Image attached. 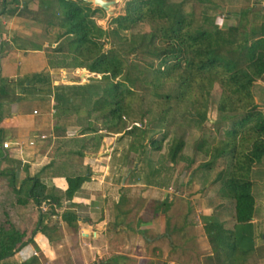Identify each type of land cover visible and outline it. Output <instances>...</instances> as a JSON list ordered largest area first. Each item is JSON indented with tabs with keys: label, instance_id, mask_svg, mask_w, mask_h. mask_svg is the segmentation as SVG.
Wrapping results in <instances>:
<instances>
[{
	"label": "trees",
	"instance_id": "16d2710c",
	"mask_svg": "<svg viewBox=\"0 0 264 264\" xmlns=\"http://www.w3.org/2000/svg\"><path fill=\"white\" fill-rule=\"evenodd\" d=\"M4 1L1 0L2 10ZM88 1L91 0L43 3V8L49 5L51 9L46 26L54 30L55 47L46 58L47 69L25 74L15 81L0 76V123L11 114L15 102L51 100L56 117L51 134L58 139L69 127L59 125L58 119L70 111L79 114L82 110L88 122L96 116L106 134H120L121 139L140 138L138 147L130 143L127 147L137 161L143 156V166L136 167L130 178L134 183L149 185L150 179L160 173L163 160L170 165L184 161V141L176 136L169 140L165 157L155 161L150 157L151 151H161L168 133L179 125L176 121L180 106L184 105L185 114L193 119L196 127H202L216 89L217 117L211 125L218 128L223 123L226 129H222V137L215 143L212 139L211 144L205 139L196 142L193 153L201 155L204 161L192 170L190 182L199 191L214 188L216 198L223 200L216 211L232 209L229 228L213 223L214 217L212 226L204 227L211 249L207 260L210 264H246L254 251V239L263 238L251 223L254 200L249 179L254 165L264 156V113L252 96L254 83L264 76V22L250 28L247 17L249 13L259 14L258 11L255 7H242L236 12L235 26L220 28L212 22L211 12L219 5L214 0H126L122 14L110 17L108 27L103 30L96 20L104 17V11L91 7ZM10 41L19 51H26L27 47L40 50L38 45L18 37L17 42L15 38ZM75 69H87L103 81L51 85L54 71ZM145 83L150 84V90ZM93 132L89 123L77 131L80 135ZM156 134L158 139H154ZM2 142L0 128V161H11ZM76 148L80 150L82 146ZM75 153L81 156L80 151ZM219 160L223 165L216 170ZM193 162L189 159L187 166ZM52 165L50 161L37 173L26 174L17 186L13 170H0V177L6 179L16 204L24 207L32 203L39 210L32 233L38 231L49 243L58 238L56 227L44 224V219L57 216L54 209L62 207V199L71 200L87 179L86 176L65 177L66 189L62 196H55L40 179V174ZM41 205L48 207L44 214L40 212ZM151 205V214L169 207L163 202ZM59 218L73 233L77 232L74 213L63 211ZM165 233L167 237L171 235L168 228ZM24 238V232L15 230L6 221L1 222L0 262L11 258L31 241ZM35 261L32 257L19 264ZM117 261L110 258L106 264H118Z\"/></svg>",
	"mask_w": 264,
	"mask_h": 264
},
{
	"label": "rangeland",
	"instance_id": "374dc122",
	"mask_svg": "<svg viewBox=\"0 0 264 264\" xmlns=\"http://www.w3.org/2000/svg\"><path fill=\"white\" fill-rule=\"evenodd\" d=\"M46 1L49 0H5V8L2 10L0 0V10L2 11V13H0V24H2L0 25V45L2 46L0 54H3L4 46L16 48V45L11 44V38H15L17 42L18 37L20 40L33 43L34 45H38L40 47V50H32L31 47H27L26 51L28 53H26V55L28 56L25 57L26 60L25 62H22L23 65L21 66V71L23 73H31L32 71L39 72L43 70V68L47 66L46 58L48 59V56L52 55L51 49L55 47V44L53 43L55 35L54 30L46 26V22L50 19L51 16V9L49 5L46 8H43V5H45L43 3ZM113 1L114 4L109 7L110 13L104 12V17L102 19L96 20V24L103 30L108 27V21L110 17L122 14L123 12V5L126 0ZM214 1H216L219 5L218 7L214 8L213 12H211L213 15L212 22L217 24L220 28H225L229 25L235 26L238 22L236 12L242 9V7H255V9L259 13L248 14V27H257L259 24L264 22V0ZM90 5L91 7H96L91 3ZM9 11L13 12V14L8 15ZM227 13H230L232 15H229ZM11 61H13V59H6V63ZM83 73H85V76H83ZM127 76H131L130 72H128ZM52 79V86L84 85L103 81V79H101L99 75L94 76L87 69L54 71V73L52 74ZM143 85L149 87L148 89L150 90V84L145 83ZM252 96L254 103L260 106V108L258 109L264 113V76L260 81L254 83L252 87ZM212 98L213 103L207 113V121L202 127L199 128L194 125L193 119L185 114L184 105L180 106L178 110V118L176 121V125H178V123L179 125L177 126V128L171 130L168 133V138L165 139L162 143L161 151H151L150 157L154 161L158 158L160 159L161 157H165V153L169 145V140L172 137L176 136L181 137L184 141V148L182 151L184 161L176 165H170V163H168L166 160H163V162L161 163L162 169L158 175L153 176L150 179L151 184L144 185V187L142 188H140L139 186H134L132 190V199H130L132 200V202L129 203L128 206H126L130 209L131 215H129L127 219H123V217L116 218V221L114 223H110V227H107L109 230L111 228V230L115 232L121 227H127L128 229H133L134 231H136V228L134 226L136 225V217L138 216L139 212L145 206V218L147 214L150 213L149 208H151V204L154 202H159V200L157 199V193L158 195H161V192H166V198L170 200L172 199L173 203L177 204L176 206L171 207L174 212L182 211L183 214L185 213V211L187 210L186 201H190L188 195H190L192 191L191 185H188L187 187L185 183L188 182L191 184L190 174L192 170L200 162L204 161L201 155H196L193 153V147L196 142L201 139H205V141L209 144H211L212 139V143H215L222 137V129H226V124L223 123L219 125L218 128L211 125V122L217 117L214 109L215 101L217 99L216 89L213 92ZM29 107L33 108L36 111V113H31L34 116V122L38 123L41 119V116L43 115L44 117H47L46 119L48 121V124L49 120H52L53 125L55 124L56 117L54 116L53 111L50 112V110H52L51 100H44L42 102L36 101L30 103ZM136 120L138 119H135L134 121ZM87 122L88 121L82 110L79 112V114H75L74 112L70 111L65 115L64 118L58 119L57 121L59 125H68L69 130L74 132H77L82 128L84 129L89 123L93 131H95L93 132V134H91V136H89V142L93 146L95 143H97V139L102 140L104 150L107 149L106 147L109 146V143L113 144L114 142L118 149H127L129 143L132 144L133 147H138L137 145L140 141V138H138V136H135L134 138L132 136H129L121 139L120 134H106V131L103 129L102 123L99 119L96 118V116L90 119L88 123ZM137 126H139L138 123ZM48 131L49 129L44 128L42 130V133L41 131L32 132L29 135L28 139L24 134L20 136L21 139H17V136L12 137L13 133L11 134V132H9L11 135H5L6 139H4V141L8 143V147L5 148V150L7 151L11 161H0V170H13L15 173L16 186L18 185L19 181L25 177L26 174L35 173L36 167H33V169H31L26 162L28 161V163L30 162L34 164L36 159L35 156H42V158H44L46 155L43 154H45L46 150L50 149L48 147L50 146L49 143L63 145L65 147L68 146V144L69 146H76L71 142L73 141L71 138H65V134L56 139L52 136V134L49 135ZM34 135L37 137H35ZM42 135L44 136V138H41ZM52 137L54 139H52ZM158 138L159 135H154V139ZM17 140H21L24 144H17ZM143 143L146 146L148 145L146 140H144ZM17 148L19 149V156L17 155ZM31 151L34 152V155L33 153H31ZM53 151V149H50L46 158L40 160L41 162H36V164L41 165V163L43 164L55 157L56 160L53 159V163L59 164V166L58 168H55L54 171H67V169L63 167L65 160L63 159L62 154L57 151H54L53 154ZM91 153L95 154V150L92 149ZM131 157H133V160H131L132 162L130 163V165L132 166L131 172H133L136 170V167L140 168L141 166H143V162L141 163L143 156H139L138 161L136 160L135 155H132ZM189 159H192L194 162L190 166H187V161ZM69 160L73 161V158L68 157V160L66 161ZM76 160L78 161V159H75L74 161ZM222 165L223 161L219 160L216 170L220 169ZM28 167L30 168V170ZM249 179L252 184L251 194L254 200V214L255 217H257V220H261L259 225L255 228L257 230V235L261 233L263 238H255L254 251L248 256L246 264H264V156L260 159L259 162L254 165ZM154 184H156L157 186H152ZM145 193L150 194L146 195ZM56 194L59 195L61 193L56 191ZM144 200H148L149 202L145 201V203H143L142 201ZM201 207L202 206L197 207L196 209L194 207V209L200 210ZM38 211L39 210L32 203H29L24 207L17 205L15 202L14 194L6 184V179L0 177V223L3 221L10 223L15 230L25 233L24 241L31 240L21 250L16 252L11 258H8L4 262H0V264H19L24 261H28L32 257L36 259L35 263L32 264H106V261L110 258H117L118 264H141L142 261H146L142 259L147 258H150V261L153 264H167L168 261L174 260V258H176L175 256H177L178 262L181 264H210L208 260H205L206 256H204L211 252L206 233V239L202 241L203 244L201 241H198L192 247L193 241H190V244L192 245H187L190 253H179L178 251L175 254H169V246L165 245V242H168V239L171 245H176L177 247L184 243V239L181 238L179 240L178 238L180 237H174L172 236V233H170L171 235L168 236V239H166V235L162 237V240H165V244L154 235L155 237L153 239H150L151 247L149 246L148 249L146 248L144 239L140 237V235L116 234L115 240L112 241L115 243L113 244L114 248H112V250H109V248L110 239H113V236L109 238V240L105 239L110 237L107 234L103 239L105 240L108 248L106 250L101 249L98 252V250L88 249L87 246L81 243V237H79L77 234H73L71 230L65 225H62V223V226L57 224V219L48 217V219H44V223H47L48 221L47 224L56 226L55 236H57L60 240H57L56 243H53L55 242L53 241L49 244H44V239L38 236V231L32 233V230L35 226V221L37 219ZM47 211L48 207L46 205L40 206L41 213L44 214ZM201 213L202 212H197L196 215H198L199 218L194 219L195 226L198 228H204L203 224H205L200 219ZM141 220L142 218L139 220V222ZM171 222V225H173L174 223L176 225L181 223L180 220L175 219H173V221ZM211 224L212 222L206 223V226L210 227L212 226ZM37 238H39L40 240H37ZM126 245L128 246V248H123V246ZM79 246L81 248L83 247L84 251H81V248Z\"/></svg>",
	"mask_w": 264,
	"mask_h": 264
},
{
	"label": "crops",
	"instance_id": "0c3cea01",
	"mask_svg": "<svg viewBox=\"0 0 264 264\" xmlns=\"http://www.w3.org/2000/svg\"><path fill=\"white\" fill-rule=\"evenodd\" d=\"M1 47L2 46L0 45V53ZM26 53L28 52L19 51L17 50V48L4 46L3 54H0V76L3 79H7L8 81H15L17 80V78H20L25 74H29L23 73L21 71V66L23 65L22 62H25V57L28 56L26 55ZM17 57L19 60L17 59ZM6 59H13V61L6 63ZM44 68L47 69V66H45ZM44 68L43 70H45ZM33 72L34 71H32L31 73ZM49 73H51L50 70ZM30 103L31 102L21 101L19 103L15 102L12 105L11 114L7 115L0 123L3 141L4 139H6L5 137L7 135H11L12 133V137L17 136V139H21L20 136H22L23 134L28 139L29 135L32 132L41 131L42 133V130L44 128L49 129L48 134L51 135V130L53 126L52 120H49L48 124V121L46 119L47 117H44L42 115L38 123L34 122V116L31 113H36V111L33 108L29 107ZM52 111L53 110H50V112ZM9 132H11V134ZM91 134L93 133H84L80 135L77 132L70 131L69 128H67V130L65 131V138H71L73 140L71 142L76 146H69L68 144V146L65 147L63 145H58L54 143H49L50 146H48L50 149H53L54 151L60 152L62 154V157L65 160L63 167H65L67 171L65 170L64 172H55L54 169L58 168L59 164L53 163L50 169H47L40 174V179L42 183H44V185L47 187V190L52 191L55 196H62L64 190L66 189L67 184L65 181V177H87V179L76 190L71 200L65 201L62 199L63 208L54 209V211L57 213V216L50 217L57 219V224L61 225L62 223V225L66 226V224L60 220L59 214L63 211H70L74 213L77 217V232H71L81 237V243L87 246L88 249L98 250V252L101 249L106 250L108 246L106 245V242L103 238L107 234L110 237L105 239L109 240V238L113 236V239H110L109 250H112V248H114L113 244L115 243L112 241L115 240L116 234L140 235V237L144 239V243L146 245V248L148 249L149 246L151 247L150 239H153L155 236L156 238L160 239V241H162L163 243L165 242V240H162V237L166 235L165 232L168 228L171 231L172 236L180 237L178 238L179 240L181 238L184 239V243L177 247L176 245H171L167 237L166 239H168V242L166 241V244H164L169 246V254H175L178 251L179 253H190V250H188L187 247L188 244L192 245L190 244V241H193V247L194 244H196L198 241L202 242L207 237H205L204 228H198L195 226L194 219L199 218L198 215H196L197 212H202L200 215V219L202 222L205 223L203 224V227L206 226V223H211L213 217V223L216 222L219 226H225V228H229L231 226L232 209L231 211H227L226 208H224L223 210L220 209V211L215 210L216 206L218 204L221 205L223 200L221 201L216 198L215 193H213L214 188L212 186L207 187L204 191H199L198 187L195 184H190L186 182L185 185L187 187L188 185H191L192 191L190 195H188L190 201H186L187 210L184 214L182 211L174 212L171 207H174L177 204L173 203L172 199L170 200L166 198V192H161V195H158L157 193V199L159 200V202L168 204L169 207L167 209L160 210L155 214H151L150 212L144 218V206L136 217V225L134 226L136 228V231H134L133 229H128L127 227H121L115 232L111 230V228L109 230L107 227H110V223H114L116 221V218L123 217V219H127V217L131 215L130 209L126 206H128V204L132 202V200L130 199H132L133 187L139 186L140 188H142L144 187V185L134 183V181L130 178V173L132 170V166L130 165V163L132 162L131 160H133V157L131 156L134 155L131 151H128L127 149L123 148L118 149L115 142L113 144L109 143V146L106 147L107 149L104 150L102 140L98 139L97 143L92 146L89 142V136H91ZM42 137L44 138L43 135L41 136V138ZM52 139L54 138L52 137ZM17 144L24 143L21 140H17ZM81 146L82 148H80ZM76 147L80 148V150H77ZM50 149L46 150L45 154L43 155L47 156ZM92 149L95 150V154L91 153ZM77 151H80L81 156L75 153ZM31 153H33L34 155L33 151H31ZM18 154L19 149L17 151V155ZM46 156L44 158H46ZM68 157H72L73 161H66L68 160ZM35 158L36 159L34 164L30 162L28 163V161L26 162L31 169H33V167H36L35 173H37L43 166L47 165L50 161L53 162V159H55L54 157L50 161H47L43 164L41 163V165H37L36 162H41L40 160L44 158H42V156H35ZM75 159H78V161H74ZM35 173H29V175H33ZM56 191L61 194H56ZM149 194L150 193H147L146 195ZM145 201L149 202L148 200H144L142 202L145 203ZM193 206L195 207V209L200 206L202 207L200 210H195ZM141 218L142 220L139 222ZM173 219L180 220L181 223H179L178 225H176L175 223L171 225V221H173ZM260 222L261 220H257V217H255V214H253L251 223L255 227H257ZM38 236L44 239V244H49L45 236H43L41 233H39ZM37 240L40 239L37 238ZM57 240L59 241L60 239L57 238L56 240H54L55 242H52L56 243ZM123 248H128V246H123ZM82 250L84 251L83 247L81 248V251ZM204 256H206L205 260H207V258L211 256V252ZM175 257L176 258H174V260L168 261L167 264H178L179 262L177 256ZM142 260L146 261H142L141 264L151 263L150 258Z\"/></svg>",
	"mask_w": 264,
	"mask_h": 264
},
{
	"label": "water",
	"instance_id": "95a60500",
	"mask_svg": "<svg viewBox=\"0 0 264 264\" xmlns=\"http://www.w3.org/2000/svg\"><path fill=\"white\" fill-rule=\"evenodd\" d=\"M88 2L102 9L106 13H110L109 7H111L114 4V1H104V0H91Z\"/></svg>",
	"mask_w": 264,
	"mask_h": 264
},
{
	"label": "built area",
	"instance_id": "2783aa9c",
	"mask_svg": "<svg viewBox=\"0 0 264 264\" xmlns=\"http://www.w3.org/2000/svg\"><path fill=\"white\" fill-rule=\"evenodd\" d=\"M7 147H8V143H6L5 141L2 142V148L5 149V148H7Z\"/></svg>",
	"mask_w": 264,
	"mask_h": 264
}]
</instances>
